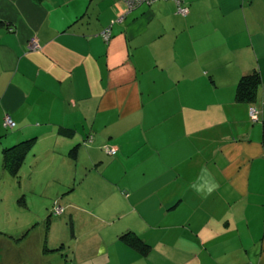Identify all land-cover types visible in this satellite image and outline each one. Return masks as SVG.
Segmentation results:
<instances>
[{
  "label": "crops",
  "instance_id": "obj_1",
  "mask_svg": "<svg viewBox=\"0 0 264 264\" xmlns=\"http://www.w3.org/2000/svg\"><path fill=\"white\" fill-rule=\"evenodd\" d=\"M184 2L0 0V176L55 182L70 264H264V0ZM28 140L12 178L2 151Z\"/></svg>",
  "mask_w": 264,
  "mask_h": 264
},
{
  "label": "rangeland",
  "instance_id": "obj_2",
  "mask_svg": "<svg viewBox=\"0 0 264 264\" xmlns=\"http://www.w3.org/2000/svg\"><path fill=\"white\" fill-rule=\"evenodd\" d=\"M3 176L1 173L0 264H70L74 223L64 215L63 196L53 195L55 182L42 179L45 181L37 183L23 177L8 181ZM55 203L63 210L60 216L52 214Z\"/></svg>",
  "mask_w": 264,
  "mask_h": 264
},
{
  "label": "trees",
  "instance_id": "obj_3",
  "mask_svg": "<svg viewBox=\"0 0 264 264\" xmlns=\"http://www.w3.org/2000/svg\"><path fill=\"white\" fill-rule=\"evenodd\" d=\"M113 1L122 2L125 5L126 11H127L126 15H129L130 13H132L133 11H135L136 9H138V8H140L142 6H150L153 3L158 2V1H170V2H173V4L175 5L176 14L180 15V14L177 13L179 5L176 2L172 1V0H153V1H150V2L149 1H146V2L143 1L141 4H139V3L134 4V6L130 7V9L127 6L126 2H124L123 0H113ZM181 1H182V3H180V6L181 7H186L189 10L188 4L186 2H184V0H181ZM6 30H7L8 33H12L13 32V29L10 28V26H8L6 28ZM102 33H106L108 35L107 38H104ZM102 33L100 34L101 35L100 36L101 40H103L104 43H108L111 40V38H110V36H111L110 28H106ZM259 85H260V77H259L257 71H253V72H251V74L241 77L240 80L237 83V86H236V94H235L236 95V100L239 101V102H251L254 99V95H255V93L257 91V87ZM3 126H4V122H3ZM4 127L6 129H8V130H11V129H14L15 126L12 127V128H9L7 126H4ZM90 136L92 137V142H93L94 135L92 134ZM85 139L86 138H84L82 140V142H81V145L83 147H84V144L85 145H90L92 143V142L88 143V144L85 143L86 142ZM32 141L33 140L23 141L21 143H18L17 145H13L11 147L3 149V151H2V163H3L2 166L3 167L2 168L12 178H17L18 177V172H19V169L21 168V166L23 164L24 155H25L23 153V151H24L23 149H25V147H26V149H27V147H30L32 145ZM104 147H109V146L103 145L101 147L102 152L105 155H107L106 152L103 150ZM111 148H114V147H111ZM116 153H117V150H116L115 154ZM109 157H112V156H109ZM123 236L127 237V238L125 237L124 239H126L125 241L129 243V246H131L133 248H136V246L137 247L138 246H142V244L139 242V240L137 238H135V237L132 238V236H130V234H125ZM50 251H52V250H50ZM141 253L144 254L143 251L139 250V254H141Z\"/></svg>",
  "mask_w": 264,
  "mask_h": 264
},
{
  "label": "built area",
  "instance_id": "obj_4",
  "mask_svg": "<svg viewBox=\"0 0 264 264\" xmlns=\"http://www.w3.org/2000/svg\"><path fill=\"white\" fill-rule=\"evenodd\" d=\"M123 1L126 2L127 6L130 9V7L134 6V4H137V3L141 4L143 1H145V2L149 1L150 2V1H153V0H123ZM172 1L176 2L179 5L177 13L180 14L181 16H187L189 10L186 7H181L180 6V3H182V1L181 0H172ZM102 35H103L104 38H107V36H108L106 33H102ZM40 49H41V46L37 42V40L35 38H31L29 40L28 50L34 52V51H38ZM258 113L259 112H258L257 108L252 107V108L249 109L248 116H249V119L251 120V122H256L257 121ZM4 126L12 128V127L15 126V124L12 121L11 118L6 116L5 119H4ZM91 142H92V137L88 136V138L86 139L85 143L88 144V143H91ZM103 150L106 152V154L108 156H113L115 154V152H116V149L115 148H111V147H104ZM62 212H63L62 208L59 207L57 205V203H55L54 207H53L52 214L58 216V215H61Z\"/></svg>",
  "mask_w": 264,
  "mask_h": 264
},
{
  "label": "clouds",
  "instance_id": "obj_5",
  "mask_svg": "<svg viewBox=\"0 0 264 264\" xmlns=\"http://www.w3.org/2000/svg\"><path fill=\"white\" fill-rule=\"evenodd\" d=\"M201 175L204 177H208L206 183L203 185L193 184V185H191V187L193 188V190L197 194L201 195L202 198H207L208 196H210L214 191H216L219 188V184L216 183L211 178V174L208 172V170L206 168H203L201 170ZM58 216H60V215H58Z\"/></svg>",
  "mask_w": 264,
  "mask_h": 264
}]
</instances>
